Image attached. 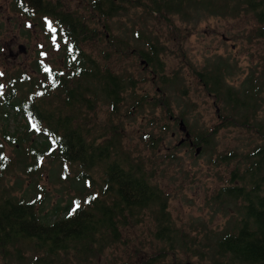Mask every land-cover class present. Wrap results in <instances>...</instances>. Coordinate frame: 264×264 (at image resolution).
Returning a JSON list of instances; mask_svg holds the SVG:
<instances>
[{"label":"trees","instance_id":"16d2710c","mask_svg":"<svg viewBox=\"0 0 264 264\" xmlns=\"http://www.w3.org/2000/svg\"><path fill=\"white\" fill-rule=\"evenodd\" d=\"M16 1L15 9L26 18L51 20L64 51L65 69L46 72L48 67L37 61L35 71L41 79L21 74L12 77L7 90L0 89V130L4 139L0 140V261L159 264L169 256L175 261L192 251L199 257L198 264H205L207 259L211 264H264V121H256L258 111L264 108V65L262 71L261 66L254 68L239 87L227 80L233 70L228 61L219 60L195 71L206 92L224 104L228 113L226 125L248 127L260 140L249 152L229 155L240 165L233 171L229 184L217 193L216 200L225 208L238 207V220L232 232L206 234L208 243L203 254L201 249L194 252L197 237L181 232L174 224L169 196L154 181L155 173L146 170L125 150L120 126L112 128L113 118H118L128 93L134 100L129 108L131 113L134 109L137 113L146 106L157 108L164 104L159 100L151 103L148 96L139 94L137 80L131 73L116 72L84 49L98 38L93 23L127 15L130 8L145 9L150 17L158 14L168 22L192 11L195 16L203 12L220 17L252 15L259 25L256 38L264 40V0H91L89 19L66 9L61 0ZM42 24L44 29L45 22ZM114 38L112 48L120 58L135 53L152 69V75L165 86L170 85L161 58L163 46L156 38L143 40L142 33L133 38L136 46L129 39L115 42ZM163 89L160 87L157 92L163 93ZM96 102L110 110V120L102 126L86 116L94 113ZM84 107L88 110L85 115ZM174 119L176 124L178 118ZM4 122L24 123V136L10 135L8 124L1 125ZM218 131L219 127L214 133ZM189 132L191 138L186 144L190 149L200 145L208 148L210 136L204 138L202 131ZM25 142L30 145L19 150ZM4 143L15 147V160L7 156ZM50 156L56 162L78 166L77 181L89 188L79 207L70 204L62 210L44 213L35 200L27 199L21 181L34 179ZM96 170L102 179L99 192L90 191L96 187ZM12 176L17 180L6 185ZM20 193L23 197H17ZM62 212L64 216L60 218ZM146 217L152 220L154 228L150 243L160 245L155 257L145 254V245L139 239L127 241L123 237L125 228L134 229ZM108 251L117 258L103 262Z\"/></svg>","mask_w":264,"mask_h":264},{"label":"rangeland","instance_id":"374dc122","mask_svg":"<svg viewBox=\"0 0 264 264\" xmlns=\"http://www.w3.org/2000/svg\"><path fill=\"white\" fill-rule=\"evenodd\" d=\"M10 1L0 0V85L3 86L0 89H6L12 77L21 74L29 79H41V74L35 71L37 61L50 69H65L64 51L51 20H43V29L40 18L28 19L20 13L14 14ZM90 1L61 0L66 9L80 14L84 19L90 18ZM173 20L168 22L158 14L150 17L145 9L130 8L127 15L93 23L98 38L84 49L116 72L131 73L137 80L139 94L148 96L151 103L159 100L164 104L157 108L146 106L137 113H134V109L131 113L129 108L134 100L128 93L118 118H113L115 125L112 128L120 126L125 150L146 170L155 173L154 181L169 196L174 224L181 232L197 237L194 252L201 249L204 254V247L208 243L206 234L211 231L220 234L232 232L238 220V207L225 208L218 205L216 200L217 193L229 184L233 171L240 165L229 155L249 152L260 140L248 127L226 125L225 116L228 113L224 104L206 92L195 71L219 60L228 61L233 65V70L227 80L230 85L239 87L254 68L261 66L260 71L263 70L264 40L256 38L259 25L252 15L220 17L203 12L195 16L192 11L188 16H175ZM142 33L143 40L156 38L159 46H163L161 58L170 85L165 86L161 79L152 75V69L135 53L130 52L131 55L120 58L119 53H115L117 50L112 48L113 36L115 42L129 39L130 44L136 46L133 38L141 37ZM21 46L25 47V53L21 51ZM160 87L165 88L163 93L157 92ZM165 104L170 107H165ZM263 110L258 111L257 122L264 121ZM87 111V107H84L83 115ZM92 111L93 114L89 112L86 116L93 118L97 126L105 125L110 120V110L105 104L96 102ZM174 118H178L176 124ZM180 121L189 131L196 134L205 132L204 138L210 136L208 148L204 149V145L195 146L194 149L187 144L180 146V141L185 138V133L180 131ZM4 124H8L10 135L24 136V123H1ZM217 127L219 131L214 133ZM1 131L0 140L4 141ZM4 145L7 156L15 160V147L7 143ZM29 145V142H25L18 149L22 151ZM197 148H201L198 155ZM78 171L77 165L62 164L50 156L42 163L34 179L21 181L24 183L23 191L28 194L27 199L35 200L44 213L58 208L62 210L70 204L75 208L89 191L86 185L77 181ZM93 176L96 187L90 191L99 192L102 183L99 170ZM16 180L15 176L9 177L6 185H12ZM16 195L23 197L22 193ZM153 229L152 220L146 217L134 229L125 228L123 237L127 241L139 239L145 245V254L155 257L160 245L150 243L154 239ZM192 253L180 255L175 261L169 256L159 264H198L199 257ZM114 258H117L115 253L108 251L102 261ZM0 264L3 263L0 261ZM205 264H211L210 260L207 259Z\"/></svg>","mask_w":264,"mask_h":264},{"label":"water","instance_id":"95a60500","mask_svg":"<svg viewBox=\"0 0 264 264\" xmlns=\"http://www.w3.org/2000/svg\"><path fill=\"white\" fill-rule=\"evenodd\" d=\"M21 51L23 53L26 52L25 50V47L24 46H21L20 47ZM180 131L185 133V138L179 143L180 145L183 144L186 140H189L191 138V134L190 132L188 131L187 129V126L185 125V123L183 121L180 122ZM201 151V148H197V151H196V155H198Z\"/></svg>","mask_w":264,"mask_h":264},{"label":"flooded vegetation","instance_id":"af4514ba","mask_svg":"<svg viewBox=\"0 0 264 264\" xmlns=\"http://www.w3.org/2000/svg\"><path fill=\"white\" fill-rule=\"evenodd\" d=\"M11 2V4H12V7H14V10H12L13 12H14V14H16V15H18L19 13L17 12V10L15 9L16 7H17V1L16 0H11L10 1ZM171 120H173V118H171ZM175 134H173V136H174ZM175 137V136H174ZM190 140V139H189ZM189 140H186V141H189ZM182 141V140H181ZM180 141V142H181ZM186 141L183 143V144H181V145H185L186 144ZM180 145V144H179Z\"/></svg>","mask_w":264,"mask_h":264},{"label":"snow or ice","instance_id":"6c2138e0","mask_svg":"<svg viewBox=\"0 0 264 264\" xmlns=\"http://www.w3.org/2000/svg\"><path fill=\"white\" fill-rule=\"evenodd\" d=\"M53 41L55 42V36H53ZM46 72H51V69L45 68ZM3 86L0 85V88H2ZM76 207H79V204L76 205ZM75 210V209H74Z\"/></svg>","mask_w":264,"mask_h":264}]
</instances>
